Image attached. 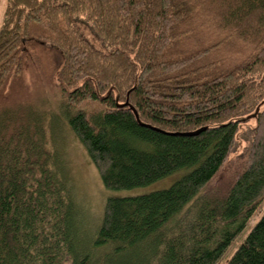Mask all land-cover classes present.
I'll use <instances>...</instances> for the list:
<instances>
[{
    "label": "trees",
    "instance_id": "trees-1",
    "mask_svg": "<svg viewBox=\"0 0 264 264\" xmlns=\"http://www.w3.org/2000/svg\"><path fill=\"white\" fill-rule=\"evenodd\" d=\"M33 24L60 52L63 117L105 188L185 172L107 198L85 229L43 113L2 104L0 264H264V110L231 181L213 184L264 96V0H7L0 92Z\"/></svg>",
    "mask_w": 264,
    "mask_h": 264
},
{
    "label": "rangeland",
    "instance_id": "rangeland-1",
    "mask_svg": "<svg viewBox=\"0 0 264 264\" xmlns=\"http://www.w3.org/2000/svg\"><path fill=\"white\" fill-rule=\"evenodd\" d=\"M6 1L0 0V26L3 22ZM30 29V37L19 51L21 70L9 77L5 88L0 92V105L31 106L43 113L47 143L57 158L55 168L66 180L72 192L85 229L93 230L97 225L107 198L137 195L167 188L184 174L185 170H179L149 185L131 189L105 188L84 146L69 130L63 117L62 93L55 71L61 59L60 52L47 41L46 35L49 33L46 29L35 24L31 25ZM263 110L264 96L257 106L244 116L246 118L239 126L234 146L213 180L215 187H223L231 181L256 125V113ZM263 211L264 197L252 223ZM249 228L239 241L244 238Z\"/></svg>",
    "mask_w": 264,
    "mask_h": 264
},
{
    "label": "water",
    "instance_id": "water-1",
    "mask_svg": "<svg viewBox=\"0 0 264 264\" xmlns=\"http://www.w3.org/2000/svg\"><path fill=\"white\" fill-rule=\"evenodd\" d=\"M127 104V103H125ZM135 115H136V112L134 111ZM137 117V115H136ZM204 128H199V129H196V130H193V131H188V132H181V133H175V134H181V135H195V134H198L201 130H203Z\"/></svg>",
    "mask_w": 264,
    "mask_h": 264
}]
</instances>
